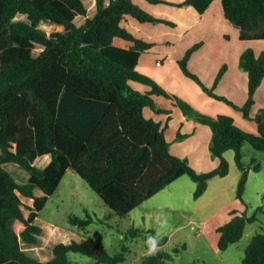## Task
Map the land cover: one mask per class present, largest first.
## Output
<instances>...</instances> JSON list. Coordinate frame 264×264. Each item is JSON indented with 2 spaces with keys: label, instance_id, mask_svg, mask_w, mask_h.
Instances as JSON below:
<instances>
[{
  "label": "trees",
  "instance_id": "trees-1",
  "mask_svg": "<svg viewBox=\"0 0 264 264\" xmlns=\"http://www.w3.org/2000/svg\"><path fill=\"white\" fill-rule=\"evenodd\" d=\"M179 7L192 5L204 13L214 0H150ZM225 17L240 30L246 41L264 40V0H222ZM97 10L88 16L84 0H0V264H73L71 251L97 259L98 264H117L123 252L111 254L95 237L81 241L59 242L54 257L42 261L30 255L24 243H38L43 227L37 224L50 195L54 194L68 169L73 168L117 214L125 216L167 185L185 174L196 182L195 198L201 197L215 176H226L230 164L225 157L235 150L241 169L238 196L243 200L250 169L260 163H244L243 146L250 143L264 151V108L258 131L240 126L229 114L213 116L196 109L190 102L169 93L153 77L138 70L141 56L156 43L137 37L122 22L127 16L140 22H177L159 17L134 0H96ZM86 17L78 25L76 18ZM24 16V17H22ZM44 22L64 25L48 32ZM115 37L132 41L127 47ZM191 46L179 59L184 73L197 81L204 91L252 116L255 94L264 80V50L259 54L246 48L240 67L249 74L248 97L237 104L216 92L227 66L214 84L208 86L190 69L189 60L203 45ZM43 47L35 55L37 45ZM140 82L150 87L141 91ZM154 95L174 101L188 118L212 129L211 150L220 159L209 171L197 170L188 158L175 155L166 130L168 123L145 116L144 108L171 111L157 105ZM51 154L46 167L36 159ZM16 163L29 173L27 182H18L5 167ZM232 218L219 227V248L226 250L243 237L248 217L232 210ZM92 218L73 217L78 228L86 229ZM171 254L160 250L147 256L148 264H168ZM243 264H264V233L252 238Z\"/></svg>",
  "mask_w": 264,
  "mask_h": 264
},
{
  "label": "rangeland",
  "instance_id": "rangeland-1",
  "mask_svg": "<svg viewBox=\"0 0 264 264\" xmlns=\"http://www.w3.org/2000/svg\"><path fill=\"white\" fill-rule=\"evenodd\" d=\"M84 1L89 9L88 16H93L97 10L96 0ZM220 5L222 4L220 3ZM85 20L86 17L80 15L76 18V23L81 25ZM133 20L140 23L137 19ZM232 25L237 27L234 23ZM43 27L48 32L65 28L64 25L54 24H43ZM230 32L233 36V31ZM203 40H208V45L197 49L193 56L194 60H189V64H191L192 71L194 68L203 70L196 74L207 84L219 76L223 67L227 66L228 68L233 65L232 54L235 47L239 46L240 39L232 38L229 47L216 53L215 47L219 45L220 34L218 32L215 34L206 26H202L198 31H194L188 39L177 45L174 55L178 56L175 57V60H178L179 68H181L179 59L186 55L191 46ZM255 41L263 42L251 44V47L255 51H263L264 40ZM42 49L43 47L38 44L34 50L35 55H38ZM213 54L218 56L216 61L213 58H208ZM216 63L221 68L217 72L214 71ZM173 66L174 64H170L169 67L173 69ZM184 75L189 77L185 73ZM191 79L195 81L193 78ZM219 92H222V89ZM176 95L183 98L181 95ZM255 101V110L264 108V82L255 94ZM227 104L235 111H239L231 104ZM193 106L198 109L195 105ZM257 117L259 121L261 115L258 114ZM243 119L245 120V118ZM161 120L165 121L166 119L161 118ZM189 121L191 122L182 125L181 120L175 115L167 120L169 122L167 136L173 141L172 153L188 158L197 170L209 171L216 168L219 162L211 150V128L192 118H189ZM246 122L248 123V121ZM180 131L184 133V136H180ZM243 152L244 163L247 166L254 164L253 159H255V163L261 164L260 170L250 169L243 200L238 196L241 169L236 163L235 150L229 149L225 152V157L230 164L229 174L213 177L207 191L201 197L195 198L196 182L189 174H185L125 216L115 213L89 183L73 168H70L57 191L50 195L47 204L40 213L37 224L48 228L47 222L53 223L61 227L65 233L68 230H75L81 237L93 236L111 254L123 252V247L126 246L125 260L117 264H148L145 262L148 256L147 237L157 232L160 233V248L171 254L168 264H243L247 247L254 235L258 232L264 233V151L255 149L250 143H245ZM5 167L18 182L28 181L29 173L20 165L7 163ZM234 209L248 217L245 231L240 240L232 243L226 250H221L218 229L232 218L231 212ZM73 217L92 218L93 220L84 229L73 224ZM74 240L81 241V238L75 237ZM69 258L73 264H98L95 257L81 252L71 251Z\"/></svg>",
  "mask_w": 264,
  "mask_h": 264
},
{
  "label": "crops",
  "instance_id": "crops-1",
  "mask_svg": "<svg viewBox=\"0 0 264 264\" xmlns=\"http://www.w3.org/2000/svg\"><path fill=\"white\" fill-rule=\"evenodd\" d=\"M110 0H108L109 3ZM136 3L150 11L151 13L170 20L177 22L176 26H171L163 22H140L137 23L130 16H127L122 24L127 27L128 30L133 32L137 37L143 38L150 42H155L156 44L142 54L140 63L138 65V70L145 73L155 80H157L169 93H175L181 95L183 98L190 101L198 109L204 111L206 114H211L217 116L218 114L224 113L232 115L236 122L245 128L246 130L257 132L258 131V117L257 119H246L242 112L235 111L226 102L217 99L213 96L207 94L204 89L197 82L193 81L191 78L186 77L181 68L177 65L178 60H175V50L180 42H184L191 36L194 31H198L202 26H206L208 30H212L216 34H220V42L217 47H215V52L219 53L231 45L232 38L240 39L239 46L235 47L233 52L234 62L233 65L228 66L223 78L217 86V93L225 95L235 101L237 104H244L248 97V85H249V74L247 71H243L240 67V57L242 52L251 47V44H256L257 42L263 41H246L240 38V30L238 27L232 25L230 21L225 17L222 0H214L211 6L204 12L200 13L192 5H187L179 7L177 5L166 3V2H151L150 0H134ZM171 2H180L182 0H168ZM222 5H220V3ZM139 21V20H138ZM85 22V21H84ZM138 24V26H137ZM138 27V28H134ZM227 27V28H222ZM233 31V36L230 31ZM223 32H219L222 31ZM203 45L199 48L202 49L206 47L209 43L208 40H203ZM115 43L127 47L132 44V41L124 39L122 37H115ZM198 49V50H199ZM197 51V50H196ZM258 54L260 51H256ZM195 53V52H194ZM191 56L190 60H194L195 57ZM208 58H213L215 61L218 59L216 54L209 55ZM158 62H161L160 64ZM170 64H174L173 69ZM191 64H189L190 66ZM172 66V65H171ZM203 69V68H202ZM221 68L219 64L214 65V71H219ZM195 73H200L203 70L193 69ZM216 79V77H215ZM215 79L208 85H213ZM264 82V80H263ZM262 82V83H263ZM133 86L141 91H147L150 89L149 86L144 85L140 82H133ZM226 90H225V89ZM222 89V92H219ZM258 90V89H257ZM157 105L161 108L171 111L157 112L151 107H145L144 113L146 117L154 118L158 121H162L164 124L168 123L167 120L172 118L174 115L181 120V124H188L189 118L183 113V111L175 105L174 101L163 95H154ZM256 103V101H255ZM255 105V104H254ZM259 108L255 110L254 106L252 109V116H258L260 113ZM238 112V113H237ZM245 118L246 121L240 116ZM161 118L166 119L165 121ZM200 123V122H199ZM203 124V123H202ZM206 125V124H205ZM167 126V128H168ZM195 128L197 126L193 125ZM209 126V125H207ZM210 127V126H209ZM211 128V127H210ZM212 130V129H211ZM212 133V131H211ZM180 136H184V133L179 132ZM167 135V130H166ZM168 138V136H167ZM171 142V147L173 141L169 138ZM172 151V148H171ZM52 160L51 154H45L36 159V164L40 167H46ZM220 163V159L218 158ZM6 165V164H5ZM200 171V170H199ZM202 171V170H201ZM68 172V171H67ZM67 174V173H66ZM39 219V218H38ZM38 222V220H37ZM48 228H43V234L40 237L38 243L26 244L24 243L25 250L32 256L39 258L40 260L46 262L54 257L53 248L58 242L70 243L77 237L81 240V237L75 232V230H68L66 233L63 232L61 227L56 224L48 223Z\"/></svg>",
  "mask_w": 264,
  "mask_h": 264
},
{
  "label": "clouds",
  "instance_id": "clouds-1",
  "mask_svg": "<svg viewBox=\"0 0 264 264\" xmlns=\"http://www.w3.org/2000/svg\"><path fill=\"white\" fill-rule=\"evenodd\" d=\"M147 255L153 256L159 253L160 248V233L157 232L154 235H149L147 237Z\"/></svg>",
  "mask_w": 264,
  "mask_h": 264
},
{
  "label": "water",
  "instance_id": "water-1",
  "mask_svg": "<svg viewBox=\"0 0 264 264\" xmlns=\"http://www.w3.org/2000/svg\"><path fill=\"white\" fill-rule=\"evenodd\" d=\"M43 24H51V23H49V22H44ZM43 24H42V27H43ZM44 28V27H43Z\"/></svg>",
  "mask_w": 264,
  "mask_h": 264
},
{
  "label": "built area",
  "instance_id": "built-area-1",
  "mask_svg": "<svg viewBox=\"0 0 264 264\" xmlns=\"http://www.w3.org/2000/svg\"><path fill=\"white\" fill-rule=\"evenodd\" d=\"M159 64L161 63V62H158Z\"/></svg>",
  "mask_w": 264,
  "mask_h": 264
}]
</instances>
